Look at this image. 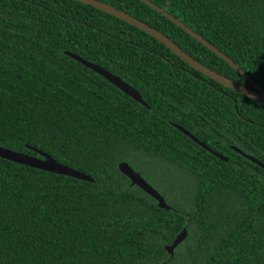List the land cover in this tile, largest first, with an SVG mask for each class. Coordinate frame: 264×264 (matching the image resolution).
<instances>
[{"label":"trees","instance_id":"16d2710c","mask_svg":"<svg viewBox=\"0 0 264 264\" xmlns=\"http://www.w3.org/2000/svg\"><path fill=\"white\" fill-rule=\"evenodd\" d=\"M102 1L250 86L154 7ZM152 1L264 87V0ZM68 50L120 76L148 106ZM0 145L38 155L36 146L95 178L0 157V264H264V167L233 148L264 162V104L119 17L77 0H0ZM122 161L171 208L132 184Z\"/></svg>","mask_w":264,"mask_h":264},{"label":"water","instance_id":"95a60500","mask_svg":"<svg viewBox=\"0 0 264 264\" xmlns=\"http://www.w3.org/2000/svg\"><path fill=\"white\" fill-rule=\"evenodd\" d=\"M86 4H90L96 8L101 9L102 11H105L107 13H110L116 17L121 18L122 20L135 25L139 27L140 29L148 32L150 35L156 37L158 40L163 42L169 49H171L177 56L181 57L184 61H186L190 66L197 69L198 71L204 73L205 75L209 76L210 78L214 79L215 81L233 89L241 94L250 97L252 99H255L259 101L260 103L264 104V87H262L245 69H243L238 63H236L230 56L225 54L223 51H221L218 47H216L214 44L209 42L207 39H205L202 35L194 31L191 27H189L187 24H185L183 21L178 19L176 16H174L172 13L168 12L166 9L158 5L157 3L153 2L152 0H141L148 5L154 7L157 11L174 21L177 25H179L181 28H183L186 32L191 34L192 36L196 37L200 42H202L204 45H206L209 49L217 53L221 58H223L225 61H227L230 65H232L237 71H239L250 83L249 85L242 84L240 82H237L236 80L223 75L219 73L218 71L212 69L211 67L205 65L201 61L194 58L192 55H190L188 52H186L184 49H182L173 39L168 37L165 33L157 29L156 27L151 26L146 21H143L139 19L138 17L119 9L107 2H104L102 0H77ZM67 54L74 57L76 60L82 62L86 66L92 68L93 70L97 71L99 74L104 76L106 79H108L111 83L119 87L121 90H123L126 94L131 96L132 98L136 99L137 101L143 103L144 105H147V102L143 99L142 94L133 86H131L129 83H127L125 80H123L120 76L113 74L109 70L101 67L97 63L91 62L80 55L73 53L71 51H66ZM177 128H179L182 132L187 134L191 139L198 142L200 145L205 147L206 149L213 151L216 155L220 156L221 158L227 160V158L218 152L214 151L210 146H208L205 142L199 140L194 134H192L189 130H187L184 126L175 124ZM29 147L34 150L38 155H32L28 154L22 151H17L10 149L8 147L0 145V157L29 165L32 167H36L39 169L69 175L76 178H80L83 180L88 181H94L95 178L91 176L90 174L78 170L76 168H73L69 165H66L60 161H58L54 156H52L50 153L39 149L36 146L29 145ZM233 148L241 153L243 156L247 157L251 161L257 163L258 165L264 167V162L256 158L255 156L251 154H247L242 149H240L237 146H233ZM119 169L131 180L132 184L138 185L141 187L145 192H147L149 195L153 196L157 201L158 205L162 208L170 209L171 206L167 204L165 198L162 196V194L151 184L149 183L146 178H144L140 172H138L129 162L122 161L119 163ZM187 236V230L184 229L181 233H179L176 238L174 239L173 243L166 246V249L169 251L171 255L174 254V249L176 246H178L183 239Z\"/></svg>","mask_w":264,"mask_h":264},{"label":"flooded vegetation","instance_id":"af4514ba","mask_svg":"<svg viewBox=\"0 0 264 264\" xmlns=\"http://www.w3.org/2000/svg\"><path fill=\"white\" fill-rule=\"evenodd\" d=\"M200 140V139H199Z\"/></svg>","mask_w":264,"mask_h":264}]
</instances>
